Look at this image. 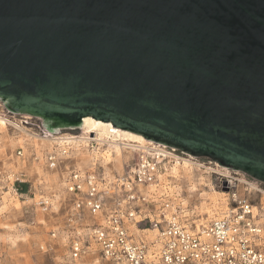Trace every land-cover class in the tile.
Here are the masks:
<instances>
[{
	"label": "water",
	"instance_id": "obj_1",
	"mask_svg": "<svg viewBox=\"0 0 264 264\" xmlns=\"http://www.w3.org/2000/svg\"><path fill=\"white\" fill-rule=\"evenodd\" d=\"M0 101L264 182V0H0Z\"/></svg>",
	"mask_w": 264,
	"mask_h": 264
},
{
	"label": "built area",
	"instance_id": "obj_2",
	"mask_svg": "<svg viewBox=\"0 0 264 264\" xmlns=\"http://www.w3.org/2000/svg\"><path fill=\"white\" fill-rule=\"evenodd\" d=\"M7 113L11 115V111ZM164 147L173 153L177 150ZM60 152L67 155L69 151ZM17 153L22 156V152ZM153 154L137 153L133 164L115 183H110L102 165L92 170H70L67 191L80 198L73 207L72 217L77 222L68 227V254L62 264H78L95 256L98 264H264V203L256 198L262 195L264 182L234 169L227 172L223 168L226 173H215L220 177L219 188L228 195L229 209L200 224V218L190 216L172 197L156 203L139 191L140 185L158 180L161 163L159 155ZM57 155L48 154V166H57ZM113 196L118 202L110 211H104L103 222L81 223L85 212L98 215ZM38 206L48 211L52 203L44 198ZM133 228L141 233L157 231V235L154 239L146 234L136 237Z\"/></svg>",
	"mask_w": 264,
	"mask_h": 264
},
{
	"label": "rangeland",
	"instance_id": "obj_3",
	"mask_svg": "<svg viewBox=\"0 0 264 264\" xmlns=\"http://www.w3.org/2000/svg\"><path fill=\"white\" fill-rule=\"evenodd\" d=\"M7 110L3 102L0 101V114L6 117L10 116L9 120L26 128L29 131L27 134H31V136L61 137L66 134L77 136L82 133V125L77 127L52 128L47 125L42 118L14 112H11V115H9ZM6 133V136L0 133L1 160L4 161V158L6 159L8 157L6 156L7 152L9 153L11 150V153H14L17 157V152L20 151L23 154L21 157L19 156L21 159L25 158L24 155L27 157L28 169L19 172L12 169L10 166L8 167L5 165L3 166L4 169L0 166V264L64 263L66 255L68 254L66 248L68 227L75 225V217H72L74 215L73 205L75 204V199L66 192L65 179L74 166L69 167L60 185H53L45 176L36 177V175L29 172L30 167L39 163H46V155L51 151L58 153L59 147L48 143L43 144L39 148L31 144L28 146L29 143L26 144L24 140L26 135L14 126H9ZM91 137L94 138V135H91ZM10 140H12L14 144L21 142L27 147L23 149L18 143L15 145L16 147L10 148L8 144ZM151 142L155 143L157 146L162 145L154 141ZM71 147L73 150L69 156L73 157L77 153V149L73 146ZM99 148V146L97 147L95 145L94 148L89 147V151H96V149L98 150ZM172 149L176 150L175 148ZM4 152H6L5 155ZM99 152L102 153L101 151ZM174 154L181 159L191 160L203 168L201 167L200 170L196 168V172L193 174V181L186 179L177 182L172 177H168L170 184L166 185L165 190H169L170 194L161 186L159 187L162 193H164L163 199H161L162 202L166 200L165 197H172L174 200H177V203L182 204L183 208L190 216L208 219V214L206 213L207 209L202 201V198H204L203 195L208 196L210 193L211 195H216V193L211 190L212 187H214V190L222 192L219 188L220 177L215 173H226L223 168H230L224 167L211 159L194 157L180 150H176ZM136 156L137 154L135 158ZM101 158L102 156L99 155L96 160L98 159L99 161ZM61 159L62 157L60 158V162ZM94 161L83 165L80 169L84 170L89 168L93 165ZM101 161L104 163V160L101 159ZM133 162L134 161L128 166L132 165ZM99 164H101V162H99ZM174 164L175 161L172 162L170 166ZM75 169L79 168L75 167ZM212 170H214L215 173H211ZM210 186L212 187L210 188ZM192 187H195L197 191L195 192ZM239 192L242 194L243 190L239 189ZM179 193L180 196L178 195ZM42 196L49 198L53 197L52 208L49 211L42 212L40 207L37 206ZM263 197L264 195L262 194L258 195L256 198L260 200ZM156 207H160V205ZM46 213L50 215V220L44 224L42 220L43 215ZM88 217L89 213L85 212L84 219L81 223L84 225L88 224ZM102 217L100 216L96 222H101ZM207 221H210V219ZM53 233L56 234V237H52ZM96 249L97 248L94 247V251H96ZM95 258L94 260H98L97 256H95ZM90 261L91 259L88 260L87 264L94 263V261Z\"/></svg>",
	"mask_w": 264,
	"mask_h": 264
},
{
	"label": "bare ground",
	"instance_id": "obj_4",
	"mask_svg": "<svg viewBox=\"0 0 264 264\" xmlns=\"http://www.w3.org/2000/svg\"><path fill=\"white\" fill-rule=\"evenodd\" d=\"M81 125H82V133L77 136L66 134L61 137H55V136L38 137L36 135L31 136V134H27L29 133V131L26 128H23L17 123H14L11 120L5 118L4 115L2 116L0 114V133L5 134V136L7 135L6 131H8V127L14 126V127H17L21 132H23L26 135L25 138L24 137L23 138L26 144L29 143L28 146H30L31 144V145H34L36 148H39L43 144L48 143L51 145L52 144L57 145L59 147V151L58 153L57 152L56 153L60 156V158L62 157V159L60 162V158H59L57 166L56 165L52 167L48 166L46 162L44 164L39 163L36 165H32L29 169V172L36 175V177L45 176L47 180L53 185H60V183L64 180V176L69 170V167L71 166H74L73 169H75V167L79 168L75 170L85 171V170L94 169L95 166H97V164L102 165V167L104 168V171L106 170L105 171L106 175L110 177L111 179L110 183H115L117 178H121L122 176H124L128 165L132 161H134L135 155L137 153H145L146 155H149V154L154 155L153 153H155L159 155L158 163H161L159 167V172H158V180L155 184H152V185H148V186L140 185L138 189L143 195L148 196L149 198L153 199L154 202L159 203V202H162L161 199H163V196H164V193H162L159 187L161 186L165 190L166 185L170 184L168 177H172L177 182H180L186 179H188L189 181H193V174L196 172V168L200 170L202 167L191 160L181 159L179 156L175 155L173 152L167 151L166 148L164 147L165 145L157 146L155 145V143L151 142L150 140H147L142 135H138L130 131H126V130L114 127V125L110 122H104V121L96 120L92 117H86L83 119V124ZM91 135H94V138H92ZM92 142L96 143V146L97 147L99 146L100 148L98 150L96 149V151L94 150L90 152L89 147L94 148L92 145ZM8 144L10 148L16 147L15 146L16 144H18L23 149L27 147L26 145H23V143L21 142H17L16 144H14L12 140H10ZM71 146L77 149V153L73 157L69 156L73 150ZM66 147H70L71 150ZM61 149L62 150L68 149L69 151L68 154L65 155L61 153L60 152ZM99 151H101L102 153H100ZM6 152H4V155ZM11 152L9 153L7 152L6 156H8L9 158L7 157L6 158L7 160L4 158V161L1 160L2 152H0L1 168L4 169L3 166L6 165L8 167L10 166L12 169L19 171V172L28 169L26 155H24L25 156L24 159H21L19 156L17 157L14 155V153H11ZM53 152L54 151H51L49 153H53ZM48 154L46 155V158ZM99 155L102 156L101 159L104 160V163H102L101 159L99 161L98 159L96 160V158ZM93 161H94L93 165H91L89 168H86L84 170L80 169L82 168L83 165L91 163ZM174 161H175V164L170 166V164ZM99 162H101V164H99ZM224 169L227 172L229 171L226 168ZM69 173L65 179V190L68 194L74 197L75 202H76L80 198V196L79 195L75 196L69 193L66 188V180L69 176ZM211 173H215V171L212 170ZM211 187L212 186H210V188ZM192 189L195 192L197 191L195 187H192ZM211 190H213L216 193V195L214 194L211 195V193L208 196L203 195L204 198H202V201H203V205L207 209L206 213L208 214V219H201L200 224H205L204 222L205 220L216 219L222 216V214H224L229 209L228 208V195L224 192H218L214 190V187H212ZM166 192L169 193V190H167ZM260 193L264 195L263 190H261ZM178 195L180 196V193ZM44 198H48L51 201V203L53 201V197H50V198L44 197V196L41 197V199H44ZM41 199L38 202H40ZM262 201L264 202V197L262 198ZM117 202H118L117 198L115 199V197L113 196L111 197V199L107 201V203L104 206V210L100 212L101 214L98 213V215L93 216L89 213L88 224L89 225L94 224L93 222H96L100 216L101 217L103 216L102 221H101L103 222L104 216H105L104 211L106 212L110 211L112 208H114ZM37 206H38V203H37ZM156 208L159 209V207H156ZM145 209H148V207H146ZM41 211L43 212L42 209ZM48 220H50V215L46 213L43 215L42 221L44 224H46ZM76 222L77 221L75 220V224ZM96 223H99V222H96ZM133 232L136 235V237H141L142 234H146L147 238L149 239H154L157 235V231H151V230L141 233L137 229L135 230V228H133ZM52 237H56V234L55 236H52ZM87 261L85 262L81 261L78 264H86ZM92 261H94L93 264H97V260H91L90 262Z\"/></svg>",
	"mask_w": 264,
	"mask_h": 264
},
{
	"label": "crops",
	"instance_id": "obj_5",
	"mask_svg": "<svg viewBox=\"0 0 264 264\" xmlns=\"http://www.w3.org/2000/svg\"><path fill=\"white\" fill-rule=\"evenodd\" d=\"M87 263H88V261H87ZM87 263H86V264H87Z\"/></svg>",
	"mask_w": 264,
	"mask_h": 264
}]
</instances>
